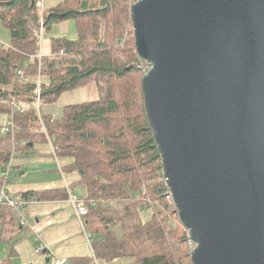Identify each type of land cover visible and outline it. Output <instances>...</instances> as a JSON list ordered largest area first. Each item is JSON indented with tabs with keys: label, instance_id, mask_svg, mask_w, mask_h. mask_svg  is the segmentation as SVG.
Segmentation results:
<instances>
[{
	"label": "trees",
	"instance_id": "obj_1",
	"mask_svg": "<svg viewBox=\"0 0 264 264\" xmlns=\"http://www.w3.org/2000/svg\"><path fill=\"white\" fill-rule=\"evenodd\" d=\"M37 2L0 0V20L10 37L0 46V113L12 123L9 132L0 134V174L9 167L11 176L13 156L28 153L36 141L48 142L55 157H69L61 171H77L88 191L84 231L91 236L95 259L192 264L193 245L169 198L145 112L141 78L147 65L135 48L134 0H61L47 10ZM69 19L76 23V37H52L51 54L38 58L41 20L44 33ZM109 27L114 34L107 32ZM88 82L96 84L99 97L64 106L59 118L35 106L17 109L18 102L53 103L64 91ZM39 121L45 132L38 131ZM18 196L27 201L68 197L64 188ZM141 207L150 208L147 220L139 217ZM23 210L0 207L17 223ZM91 260L76 257L72 264Z\"/></svg>",
	"mask_w": 264,
	"mask_h": 264
},
{
	"label": "water",
	"instance_id": "obj_2",
	"mask_svg": "<svg viewBox=\"0 0 264 264\" xmlns=\"http://www.w3.org/2000/svg\"><path fill=\"white\" fill-rule=\"evenodd\" d=\"M130 15L192 264H264V0H137Z\"/></svg>",
	"mask_w": 264,
	"mask_h": 264
},
{
	"label": "crops",
	"instance_id": "obj_3",
	"mask_svg": "<svg viewBox=\"0 0 264 264\" xmlns=\"http://www.w3.org/2000/svg\"><path fill=\"white\" fill-rule=\"evenodd\" d=\"M59 1L61 0H41V9L47 10ZM59 23L53 24L47 36H43L40 50L42 55L51 54L52 37H76L77 31L76 33H70ZM67 32L70 34L65 36ZM9 41L8 31L0 27V42L8 44ZM98 97L97 86L87 85L85 88L83 87L81 90H77L66 96L63 107L69 104L95 100ZM78 99L82 101H78ZM48 114L53 115L51 113ZM4 117L5 115L0 114V119ZM30 152L34 153L28 154ZM40 152L43 151L32 150L26 155L21 156L20 159L15 160L13 168L16 167L17 176H12L7 181V190L19 195L27 190L44 191L66 189V185L68 184H66L67 177L65 176L63 177V182L47 178H43L42 181L31 179V173L33 171L35 172L37 170L38 174L40 172L39 170L49 171L51 168L49 167L50 165L45 166V164L52 160L54 156L52 155L53 157L51 156V158L49 154H39ZM31 164H38V167L33 169V167H29ZM58 166L61 167L60 165ZM59 167L57 171L61 173ZM77 175H69L73 183L79 182V174ZM69 186L72 188L70 184ZM82 187L86 189L83 185ZM71 190L74 191L73 188ZM26 212L29 215L30 223L28 222L24 226L17 223L16 219H13L8 213L0 212V264H53L52 257L57 259L65 258L67 260L66 264H72V260L76 257L91 258L90 264H107L106 261L93 259L90 244L91 237L90 239L87 238V232L83 230L75 214L74 207L66 196L29 201ZM38 243L43 244L46 247L45 250L43 249L41 252H37L35 248L39 245ZM118 260L114 259L109 263L118 264ZM121 261L122 263L119 262V264L126 263L124 260Z\"/></svg>",
	"mask_w": 264,
	"mask_h": 264
},
{
	"label": "rangeland",
	"instance_id": "obj_4",
	"mask_svg": "<svg viewBox=\"0 0 264 264\" xmlns=\"http://www.w3.org/2000/svg\"><path fill=\"white\" fill-rule=\"evenodd\" d=\"M39 9L40 10H42L41 9V7H39ZM59 24H61V26H64V28L66 29V31H69L70 33H76V23H75V21L74 20H64V21H60V23ZM0 27L1 28H3L4 30H6V31H8V29L3 25V23H2V21L0 20ZM113 29H112V27H109V28H107V32H109L110 34H114L113 33ZM49 32V30L48 31H46V32H44L43 33V36L45 37V36H47V33ZM8 33H9V31H8ZM70 33H68L67 32V35H65V36H68V34H70ZM104 33H106V28H105V25H104V23H102L101 24V26H100V33H99V35L101 36V37H103V34ZM49 35H50V33H49ZM43 36H42V39H41V41H39L38 43H39V52L38 53H40L41 54V52H40V50H41V45H42V42H43ZM6 45V44H5ZM42 55V54H41ZM146 65H147V69L149 68V65L146 63ZM87 85H89V86H93V85H96L94 82H88V83H86V84H84V85H81V86H78V87H75V88H73V89H69V90H66V91H64L61 95H60V97L55 101V102H53V103H42L41 104V106H40V108H39V110L41 111V113L42 114H48V113H51V114H53L54 115V117H57V118H59V117H61V115H62V108H63V102L65 101V98H66V96H68V95H70V94H72V93H74L75 91H77V90H81V88H85V86H87ZM89 99V98H88ZM81 99H78V101H80ZM82 101V100H81ZM34 148L32 149L33 151H36V150H38V151H43V152H40L39 154H49L50 155V157L53 155L54 156V154L52 153H50V151H51V145H48V142H42V141H36V142H34ZM31 150V151H32ZM52 152V151H51ZM32 153H34V152H30V153H28V154H32ZM27 153H21L20 155L19 154H17V155H15V156H13L12 158H11V162H10V164L12 165V166H14V164H15V160H17V159H20L21 158V156H24V155H26ZM52 156V157H53ZM51 157V158H52ZM54 158V157H53ZM52 158V160H50V161H48V163L47 164H45V166H47V165H50L49 167H51L50 169H49V171H44V170H39L40 172L37 174V170H35V172L33 171V173H31V179L32 180H34V179H37V180H39V181H42L43 180V178H47V179H51V180H59V181H62L63 182V177L65 176V177H67V182H66V184H70L71 185V187L73 188V192L77 195V196H79V197H86L87 196V191H86V189H84L83 187H82V184H80L79 182H76V183H73L72 181H71V178H69V175L70 174H74V176H78L77 174V171H64L63 170V172H62V174L60 173V172H58L57 170H58V167H57V165H60V166H63V165H65L67 162H68V160H69V157L68 156H56L54 159ZM31 163H33V162H31ZM29 167H33V169H35L36 167H38V164H31V166H29ZM28 167V168H29ZM15 168L16 167H14L12 170H11V177H10V179L12 178V176H17V172H16V170H15ZM60 171V170H59ZM16 174H15V173ZM47 172V173H46ZM9 179V180H10ZM9 191V190H8ZM11 192V191H10ZM12 193V192H11ZM104 203V202H103ZM138 213H139V217L141 218V220H147L148 218H149V216H150V208L149 207H141V208H139V210H138ZM24 219L26 220V222L28 223L29 222V215H28V213L26 212V214L24 215ZM30 223V222H29ZM39 243H41L40 241H39ZM38 243V244H39ZM192 245H194V244H192ZM192 248H193V246H192ZM191 248V249H192ZM120 260V261H119ZM119 260H118V264H119V262H121L122 263V261L121 260H124V261H126V263L128 262V261H130V258H128V257H124V258H119ZM107 264H116V263H109V262H107Z\"/></svg>",
	"mask_w": 264,
	"mask_h": 264
},
{
	"label": "built area",
	"instance_id": "obj_5",
	"mask_svg": "<svg viewBox=\"0 0 264 264\" xmlns=\"http://www.w3.org/2000/svg\"><path fill=\"white\" fill-rule=\"evenodd\" d=\"M41 5H42L41 0H38L37 6L41 7ZM41 39H42V20H41L40 28H39V41H41ZM1 45H2V43L0 42V46ZM37 55L40 56V53ZM141 67L145 68V64L141 63ZM39 104H40V102L37 99L35 106L38 107ZM25 108H26V104L24 102H18L17 109L23 110ZM52 117H54V116L52 115ZM11 124H12L11 121L6 116L3 119H0V134H5V133L9 132V130L11 128ZM38 131L45 132L44 124L41 121L38 122ZM0 175L3 178H7L8 170H4ZM169 198L171 199L170 195H169ZM69 200L74 206V210H75L76 215L78 216L79 220L82 222V218L87 214V209H86L84 201L81 198L77 197L73 193L69 194ZM23 204H24L23 200H20L19 198H16V197L10 195L5 190V188L3 186L0 187V207L1 206H7V207L15 208V207H18V206L23 205ZM20 222L21 223L24 222L23 217L20 219ZM88 238L90 239V234H88ZM43 247H44V245L40 244L36 250L37 251L41 250ZM52 262H53V264H57V263L65 264L66 259L65 258L57 259L55 257H52Z\"/></svg>",
	"mask_w": 264,
	"mask_h": 264
},
{
	"label": "bare ground",
	"instance_id": "obj_6",
	"mask_svg": "<svg viewBox=\"0 0 264 264\" xmlns=\"http://www.w3.org/2000/svg\"><path fill=\"white\" fill-rule=\"evenodd\" d=\"M135 1H137V0H134V2ZM133 2V3H134ZM39 7V6H38ZM131 23H132V21H131ZM132 29H133V27H132ZM42 36H43V31H42ZM39 39V38H38ZM2 43V42H1ZM2 45H5L4 43H2ZM1 45V46H2ZM62 52V51H61ZM39 54V53H38ZM40 56H41V54H40ZM40 56H38L37 55V57L38 58H40ZM141 59V58H140ZM144 63H147L145 60H143V59H141ZM148 64V63H147ZM149 65V64H148ZM150 67V66H149ZM36 103V102H35ZM35 103H25L26 104V108L25 109H27V108H29L30 106H35ZM18 104V103H17ZM40 106H41V104H39V106L37 107V106H35L37 109H39L40 108ZM0 114H3V115H5L6 117H8V119H9V116H8V114H5V113H0ZM53 150V148L51 147V151ZM54 158H55V155H54ZM59 167V166H58ZM59 169H60V171H61V168L59 167ZM4 170H8V176H7V178H3L1 175H0V177L2 178V179H4L3 180V184L1 185V186H3L4 188H5V190L10 194V195H12V196H14V197H16V198H19V196L18 195H16V194H13V193H11L10 191H8L7 190V188H6V184H7V181L10 179V170H9V167H7V169H4ZM61 173H62V171H61ZM0 186V187H1ZM66 189H67V195H68V197H67V199L69 200V194L70 193H73V194H75L71 189H69L68 188V186L66 185ZM76 195V194H75ZM169 195H170V192H169ZM77 196V195H76ZM171 196V195H170ZM77 197H79V196H77ZM79 198H81L83 201H84V203H85V199L83 198V197H79ZM20 199V198H19ZM20 200H23L24 201V204L23 205H20V206H18V207H22L24 210H23V212H22V214H19V217H18V223L21 225V226H24V225H26L27 224V222H26V220L24 219V222L23 223H21L20 222V219L23 217L24 218V215L26 214V207H27V205H28V203H29V201H27V200H25V199H20ZM171 200H172V198H171ZM70 201V200H69ZM92 202V201H91ZM172 202H173V200H172ZM72 204V203H71ZM73 205V204H72ZM174 205V204H173ZM85 206H86V204H85ZM74 207V206H73ZM17 208V207H16ZM174 208H175V206H174ZM86 209H87V207H86ZM176 210V209H175ZM75 211V210H74ZM177 213V212H176ZM76 214V213H75ZM77 216V215H76ZM85 217V216H84ZM84 217L82 218V222L80 221V223H81V225H82V227H83V230H84ZM77 218H78V216H77ZM79 219V218H78ZM86 232V231H85ZM88 234L89 233H87L86 235H87V238H88ZM189 234V233H188ZM91 237V236H90ZM189 238H190V236H189ZM192 244H194L192 241H191V239H190V245L192 246ZM40 245V244H39ZM39 245L35 248V250L39 247ZM193 247H194V245H193ZM45 246L41 249V250H36L37 252H41L43 249L45 250ZM193 249V248H192ZM192 249H191V251H192ZM50 258V257H49ZM93 259H95V257L93 256ZM51 260H52V258H51ZM66 263H67V260H66ZM65 263V264H66ZM61 264V263H60Z\"/></svg>",
	"mask_w": 264,
	"mask_h": 264
}]
</instances>
